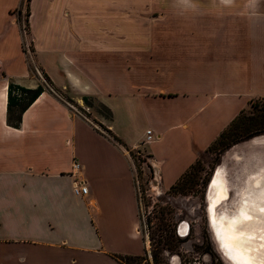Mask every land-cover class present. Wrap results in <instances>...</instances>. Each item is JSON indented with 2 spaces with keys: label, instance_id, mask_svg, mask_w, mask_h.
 <instances>
[{
  "label": "crops",
  "instance_id": "crops-1",
  "mask_svg": "<svg viewBox=\"0 0 264 264\" xmlns=\"http://www.w3.org/2000/svg\"><path fill=\"white\" fill-rule=\"evenodd\" d=\"M22 2L0 0V264L142 256L130 152L151 163L155 194L169 191L264 101V0H31L38 65L67 98L46 90L17 129L8 124L9 83L41 85L11 18Z\"/></svg>",
  "mask_w": 264,
  "mask_h": 264
},
{
  "label": "rangeland",
  "instance_id": "rangeland-1",
  "mask_svg": "<svg viewBox=\"0 0 264 264\" xmlns=\"http://www.w3.org/2000/svg\"><path fill=\"white\" fill-rule=\"evenodd\" d=\"M31 15V0H23L20 8L11 13V18L13 23L20 26L22 31V52H24L23 43L32 44L31 55L26 54V51L24 52L31 76L40 81V84L47 90H50L49 86L55 90L51 81L47 79V74L37 62V54L30 26ZM56 94L61 98L66 97L64 93V97L58 92H56ZM86 105L101 112L95 100L88 101ZM74 106L75 105L71 108L74 112L77 111L79 114L81 113L83 116L85 115L86 120H91L92 122L95 120L92 114L89 115V110L87 111L83 108ZM102 114L105 117H108L106 111H103ZM94 122L95 123L93 124L95 126L97 125L96 127L99 132L113 140V135L107 127L98 125L99 122L97 120ZM251 134L257 135L248 138ZM261 136H264V101H255L242 115V121L234 130L230 139L226 141V144L222 147L218 146L210 148L206 153L201 155L197 164L194 166V169L191 171L193 178L191 176V182L188 183V188L184 192H173L170 190L164 192L158 190L159 187H157L158 191L154 195L152 185L155 182V175L154 170L150 165L151 163L135 151L130 152L134 164L135 175H137L136 177L139 179L142 192L141 196L138 194L140 200V216L141 218L144 217L142 220L143 228L145 227V230L148 232L147 237L145 235L143 236V240L144 244L149 243V245H147V247L145 246V254L141 256V259L129 260L123 258L121 261L116 259L117 263L155 264L153 262V252L158 246V241L166 238V233H163V237L158 236L162 235V232H160L159 229L161 228V225H169L168 229L167 227H165V229L176 234L180 243L178 244V248L173 252H164L163 256H161L163 264H227L222 259L213 243L210 225L217 233L220 244L219 249L227 259L228 251L222 247L223 242L220 236V230H218L216 224V213L220 206H223L228 210L235 203L238 205L237 199L242 188L239 190V183L237 184V187L234 188H230L229 186L230 189L228 191V196L223 200H219V204L216 206L214 200V183L210 186L208 196L209 203L207 204L208 187L217 168L222 164L225 165V163V168L228 170L226 177L229 185L235 182V178L237 177L241 166L247 165L248 161L246 162V160H249L251 155L254 160L255 157L264 153V145L256 147L253 144L255 139L257 137L261 138ZM117 145L123 146V144L119 143H117ZM237 148L239 150L235 154ZM232 154H234V157L230 160H233L234 158V161L229 160V157H231ZM227 159L229 161H227ZM249 161L251 162V160ZM149 168L151 171H149ZM236 204L233 207H235ZM212 208L214 209L213 211ZM184 225L187 226L188 233L181 235L179 232L180 226L183 228Z\"/></svg>",
  "mask_w": 264,
  "mask_h": 264
},
{
  "label": "bare ground",
  "instance_id": "bare-ground-1",
  "mask_svg": "<svg viewBox=\"0 0 264 264\" xmlns=\"http://www.w3.org/2000/svg\"><path fill=\"white\" fill-rule=\"evenodd\" d=\"M253 144L256 147L264 145V136L257 137ZM238 150L237 148L235 154ZM232 157H234V154L229 157V160ZM252 158L251 155L249 159L251 162L246 160V162L248 161L247 165L241 166L235 178L236 181L230 185L226 177L228 171L225 168L226 163L219 166L211 186L214 183V200L217 206L219 200H223L228 196L229 189L237 187L239 183V190L242 188V191L238 195V205L235 203L236 206L233 207L234 204L228 210L223 206L218 207L217 213L215 212L216 224L218 230H220L223 245L228 246V250L235 259H243L245 264H260L261 256L264 254V248L260 247L261 242L258 240L261 229L264 228V213L260 212L261 203H264V184H262V181H264V153L255 157L256 160ZM229 160L227 159V161ZM234 160L233 158L230 161ZM241 226L244 230L238 232L237 229ZM179 232L181 235L188 233L187 226L184 225L183 228L180 226Z\"/></svg>",
  "mask_w": 264,
  "mask_h": 264
},
{
  "label": "trees",
  "instance_id": "trees-1",
  "mask_svg": "<svg viewBox=\"0 0 264 264\" xmlns=\"http://www.w3.org/2000/svg\"><path fill=\"white\" fill-rule=\"evenodd\" d=\"M47 77V76H46ZM49 80V78L47 77ZM50 81V80H49ZM56 90V89H55ZM46 91L43 85H40L36 89H27L21 86L16 85L13 82L9 83L8 87V124L14 128H20L21 126V118L23 113L27 111L36 101L37 99ZM85 103H88V98H85ZM19 109V110H17ZM243 112L233 123L232 125L221 135V137L213 144L211 148L222 147L226 144V141L230 139L231 135L234 133L236 127L239 126L242 121ZM259 133V132H257ZM257 134H251L248 138H252ZM113 140L116 143L122 144L121 140L117 137L113 136ZM194 166L185 174L183 177L177 182L175 186L171 188L170 191L173 192H184L188 188V183L191 182L192 170ZM193 178V176H192ZM190 179V180H189ZM189 180V181H186ZM168 226H162L159 229L162 232V235H158L159 237H163V233H166V238L158 241V246L156 250L153 252V262L155 264H163L162 258L164 252H173L176 248H178V244L180 240L176 237L171 231H168ZM167 227V229H165ZM116 259L122 260L123 258L129 260H139L142 257L138 256H120L116 255Z\"/></svg>",
  "mask_w": 264,
  "mask_h": 264
},
{
  "label": "built area",
  "instance_id": "built-area-1",
  "mask_svg": "<svg viewBox=\"0 0 264 264\" xmlns=\"http://www.w3.org/2000/svg\"><path fill=\"white\" fill-rule=\"evenodd\" d=\"M23 47H24V52L26 51V54L31 55V53H32V51H31L32 44L31 43H26V44L23 43ZM49 89L50 90H48V91H50L52 94L58 96L56 94V92H57L56 90H53L50 86H49ZM59 98H61V97H59ZM70 107L73 108L72 106H70ZM152 138H153L152 131H147L145 143L146 144L151 143ZM81 170H82L81 164L79 163V161L77 159H74L73 160V171H74V174L76 173L78 175L81 172ZM155 180H156V177H155ZM75 187H77L78 191L82 195H87L88 194V187L85 185V183L83 181L77 180L76 181V184H75ZM136 188H137V193L141 196L142 195V192H141L140 182H139L138 177H136ZM156 193H157V191H156ZM153 194L155 195V192ZM151 196H152V194H151ZM143 219H144V217L141 218L140 234L142 235V237L144 235L147 237L148 232L145 230V227L143 228V224H142V220Z\"/></svg>",
  "mask_w": 264,
  "mask_h": 264
},
{
  "label": "snow or ice",
  "instance_id": "snow-or-ice-1",
  "mask_svg": "<svg viewBox=\"0 0 264 264\" xmlns=\"http://www.w3.org/2000/svg\"><path fill=\"white\" fill-rule=\"evenodd\" d=\"M262 184H264V181H262ZM260 212L264 213V203H261ZM243 230H244L243 226H241L240 228L237 229L238 232L243 231ZM258 240L261 242L260 247L264 248V228L261 229V235L258 237ZM222 247H224L226 249V251H228L227 260L229 261V264H245L243 259H235L233 257L231 252L228 250L227 245H222ZM260 264H264V254H262V256H261Z\"/></svg>",
  "mask_w": 264,
  "mask_h": 264
},
{
  "label": "water",
  "instance_id": "water-1",
  "mask_svg": "<svg viewBox=\"0 0 264 264\" xmlns=\"http://www.w3.org/2000/svg\"><path fill=\"white\" fill-rule=\"evenodd\" d=\"M214 177V176H213ZM213 180V178H212ZM212 180L210 182V185L208 187V194H207V204L209 203L208 202V196H209V192H210V186H211V183H212ZM208 206V205H207ZM209 223H210V220H209ZM210 231H211V236H212V240H213V243L217 249V251L219 252V254L221 255L222 259L227 263L229 264V261L224 257V254H222V252L220 251L219 249V241H218V236H217V233L215 232V230L212 228V226L210 225Z\"/></svg>",
  "mask_w": 264,
  "mask_h": 264
}]
</instances>
